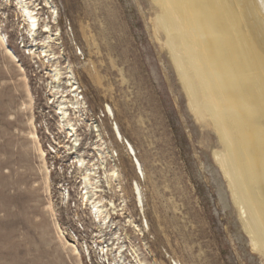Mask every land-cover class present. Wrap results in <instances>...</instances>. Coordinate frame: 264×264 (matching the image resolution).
Returning <instances> with one entry per match:
<instances>
[{
	"label": "rangeland",
	"instance_id": "1",
	"mask_svg": "<svg viewBox=\"0 0 264 264\" xmlns=\"http://www.w3.org/2000/svg\"><path fill=\"white\" fill-rule=\"evenodd\" d=\"M53 2L60 27L53 52L64 72L69 64L80 87L79 99L86 102L89 122L78 126L79 151L87 158H98L94 143L102 141L92 128L98 125L108 151L116 154L114 162L106 158L109 166H117L121 185L120 192L114 187L109 196L117 205L122 197L125 200L124 213L116 215L115 223L131 217L142 226L144 218L131 186L138 183L148 229L143 228L142 235L130 234L147 264H264V256L244 228L245 214L219 167L220 138L212 123L201 119L188 104V90L167 50L165 36L156 27L154 3ZM2 11L6 15L1 19L2 30L17 58L10 59L0 50V264H77L57 238L48 205L52 202L55 217L68 234L75 227L74 219H89L87 209H72V201L80 203L73 195L67 206L61 204L55 174L49 188L44 187L40 159L27 137V119L32 114L48 167L54 162L64 173L72 168L65 149L59 148L58 157L47 154L48 145L54 144L52 135L64 140L57 133L54 107L46 103L49 67L28 53L30 40L19 26L14 7ZM44 15L50 16L45 7ZM23 72L33 98L31 109L25 105L29 98ZM106 104L113 118L106 116ZM115 123L134 148L142 172L135 168L134 154L129 155L112 137ZM59 178L68 179L61 174ZM106 231L112 234L113 229ZM82 261L87 264L83 257Z\"/></svg>",
	"mask_w": 264,
	"mask_h": 264
},
{
	"label": "bare ground",
	"instance_id": "2",
	"mask_svg": "<svg viewBox=\"0 0 264 264\" xmlns=\"http://www.w3.org/2000/svg\"><path fill=\"white\" fill-rule=\"evenodd\" d=\"M4 1H0V50L10 59L17 58L8 42L7 33L3 32L1 26V19L6 18L3 7L12 5L20 18L21 30L30 40V44H27L28 53L37 55L42 65L49 67L46 68L49 80L46 103L54 107L57 133L63 134L64 140L56 139L54 135L52 139L57 148H63L71 155L70 174L79 177L80 183V190L76 193L80 203L77 204L87 209L88 218L98 231L93 235L92 241L98 242L105 230L111 229V235L119 239L123 229L116 226L112 214L124 213L125 200L122 197L121 203L117 205L112 197L105 194L108 191L106 189L115 187L117 191L121 190L117 166L115 163L109 166L106 158L109 156L114 162L116 154L108 151L98 125L92 127L102 141L94 143L98 158H87L79 151L81 140L78 126L83 123L87 126L89 120L85 116L86 102L82 97L79 99L77 91L80 87L72 69L68 64L67 71L64 72L59 56L53 52L52 47L57 43L60 33L58 8L53 0H41L42 3L40 0H12V3L11 0ZM151 1L156 8V13H153L156 27L165 36L167 50H170L183 86L188 90V104L199 113L201 119H207L214 126L220 138L219 167L228 179L236 204L245 214L243 217L238 212L239 217H243L244 228L251 235L254 248L264 256V0ZM43 7L49 10L50 16H41ZM53 25L55 30L54 27L52 29ZM23 41L21 37V42ZM21 79L29 98L25 105L31 109L33 98L24 72ZM104 112L107 117H114L108 104L105 105ZM27 121L30 126L27 137L31 139L40 159L44 187L49 188L51 172L46 161V151L34 127V116L31 114ZM111 131L115 141L125 146L129 155L135 156L134 148L123 137L117 123L111 125ZM134 162L136 170L142 172V165L136 156ZM131 186L136 205L144 218V225L140 227L131 217H128L127 225L132 226L133 233L140 234L143 228L148 229V225L143 215L139 185L135 181ZM71 196H65L64 190L58 194L64 206L70 203ZM71 204L74 207L77 205L73 201ZM48 208L54 216L53 225L59 242L69 249L77 264H84L82 250L75 242V236H70L71 242L67 239V232L60 227L55 217L52 202ZM123 247L119 243H111L105 251L101 246L95 258L102 260L106 255L109 259V254L117 250L121 259ZM131 249L134 251V254L131 253L135 264H147L146 259L140 256L137 246H131ZM86 250H89L88 246ZM93 253H96L95 250ZM113 257L112 263L119 264L115 255Z\"/></svg>",
	"mask_w": 264,
	"mask_h": 264
},
{
	"label": "built area",
	"instance_id": "3",
	"mask_svg": "<svg viewBox=\"0 0 264 264\" xmlns=\"http://www.w3.org/2000/svg\"><path fill=\"white\" fill-rule=\"evenodd\" d=\"M60 149L56 147V144H51V145L49 144L48 149H47V154L53 157L55 156L58 157ZM49 169L51 172L50 176L52 177V173H53V175L55 174L54 177L58 178V182L56 184L57 193L59 194L61 190H64L65 196H69V195L76 196V193L80 190L79 189V184H80L79 177L71 176L70 174L71 168L66 170V172L64 173V169L61 165H55V163L52 162ZM60 174L64 175L68 179H65V178L60 179L59 178ZM106 190L108 191L105 194L109 197L110 195L109 193L110 191L112 192L113 188L111 190L109 189H106ZM77 205H76V208L73 207L72 209H76V211L77 210L84 211L80 209L79 205L78 206ZM112 216L114 217V220H116L115 218L116 215L112 214ZM74 220L76 221L75 227L74 229L69 230L70 232L69 234L67 233L66 236L70 240L72 239L70 237L71 235L75 236L76 238L75 242H77V245L82 250V255H83L82 257L85 263L92 264V262L94 261L97 264H113L112 260L114 259L113 256L115 255V258L119 261V264H135L134 257L132 255V253L134 254V251L131 249V246H137L140 256L145 258L143 252L141 251L138 241L134 239L132 235L130 234L132 232V226H130L129 224L127 225V221L120 223V224L118 223V221H116L117 223L116 226L119 227L120 230L123 229L119 239H116V237H113L110 232H105V234L102 235V239L99 240L98 238V242L95 243L92 241V237L96 232H95V229H93L89 225L90 220L89 219L86 220L84 218H79V219H74ZM142 225H144V223H142ZM140 234L142 235L143 232ZM111 243H113V245H116L117 243L124 245L122 258L119 259V256L117 255V250L116 251L113 250V254H109V259L106 255L102 260L96 259L95 256L98 255L99 248L102 246L105 248L104 250L106 251V248H108V246ZM86 246L89 247L88 251L86 250ZM93 250H95L96 252L95 254L93 253ZM101 253L102 252L100 251V255Z\"/></svg>",
	"mask_w": 264,
	"mask_h": 264
}]
</instances>
